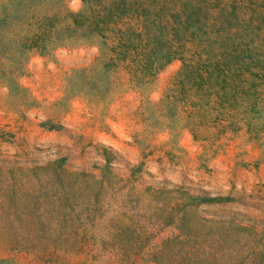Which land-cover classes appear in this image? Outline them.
I'll list each match as a JSON object with an SVG mask.
<instances>
[{
  "label": "rangeland",
  "instance_id": "374dc122",
  "mask_svg": "<svg viewBox=\"0 0 264 264\" xmlns=\"http://www.w3.org/2000/svg\"><path fill=\"white\" fill-rule=\"evenodd\" d=\"M89 9L40 0L59 37L0 53V264H264V99L107 65Z\"/></svg>",
  "mask_w": 264,
  "mask_h": 264
},
{
  "label": "trees",
  "instance_id": "16d2710c",
  "mask_svg": "<svg viewBox=\"0 0 264 264\" xmlns=\"http://www.w3.org/2000/svg\"><path fill=\"white\" fill-rule=\"evenodd\" d=\"M83 1L89 11L68 16L74 27L86 25L102 37L113 34L114 44L104 51L107 65L127 61L147 77L179 58L175 84L214 99L218 107L232 108L242 100L254 112L256 101L264 99V0ZM39 3L1 2L14 12L1 13L0 27L19 28L9 34L0 29V53L18 40L42 52L59 37L57 14L38 15Z\"/></svg>",
  "mask_w": 264,
  "mask_h": 264
}]
</instances>
